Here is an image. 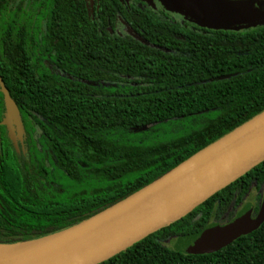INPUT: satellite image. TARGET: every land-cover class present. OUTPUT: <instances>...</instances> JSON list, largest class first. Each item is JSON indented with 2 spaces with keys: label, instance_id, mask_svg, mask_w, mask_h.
<instances>
[{
  "label": "trees",
  "instance_id": "obj_1",
  "mask_svg": "<svg viewBox=\"0 0 264 264\" xmlns=\"http://www.w3.org/2000/svg\"><path fill=\"white\" fill-rule=\"evenodd\" d=\"M4 1L0 76L20 109L25 137L17 151L0 126V247L38 240L99 214L264 111V25L201 27L185 39L160 40L169 52L116 43L96 30V53L85 44L82 55L84 79L91 83L74 80L85 89L96 82L95 104L66 97L71 80L49 69L29 32L18 39L15 10L3 11ZM64 1L51 0L58 41H52L53 61L61 59L64 32L73 33ZM26 21L31 25L32 18ZM169 24L155 21L150 42L159 43L162 32L170 35ZM94 39L83 31L84 41ZM5 111L0 89V121ZM263 182L264 161L99 264H264V215L210 252L187 254L170 243L199 233L225 212L232 217L249 188Z\"/></svg>",
  "mask_w": 264,
  "mask_h": 264
},
{
  "label": "water",
  "instance_id": "obj_2",
  "mask_svg": "<svg viewBox=\"0 0 264 264\" xmlns=\"http://www.w3.org/2000/svg\"><path fill=\"white\" fill-rule=\"evenodd\" d=\"M159 1L200 27L239 31L264 25V0ZM0 89L6 108L0 126L7 127L20 151L18 142L23 143L25 136L23 118L1 76ZM262 161L264 111L99 214L44 238L0 247V264H99L182 218ZM243 212L224 226L211 224L197 234L177 238L175 248L201 254L231 242L261 221L264 203L255 218L250 210Z\"/></svg>",
  "mask_w": 264,
  "mask_h": 264
},
{
  "label": "flooded vegetation",
  "instance_id": "obj_3",
  "mask_svg": "<svg viewBox=\"0 0 264 264\" xmlns=\"http://www.w3.org/2000/svg\"><path fill=\"white\" fill-rule=\"evenodd\" d=\"M2 3V9L6 13L15 10L14 18L15 25L18 27L16 28L18 39L23 38L29 32L33 50L36 48L38 54L45 52L44 62L49 69L52 72L59 73L65 79L71 80L73 86L67 88L66 97L77 95L78 98H86L87 101H92L95 104L96 82H92L95 86L93 89H85L80 84L75 86L74 80H79L81 83H91V81H85L84 79L85 70L82 55L85 51V44L93 46V51L96 53V30L106 36L115 38L116 43H126L128 46L133 44L152 45L164 52H169L170 49L165 47L160 40L185 39L190 35V32L202 29L197 24L185 19L181 14L167 10L159 0H65L64 5L69 12L66 17V24H69V27L73 29V33L66 35V32H64L65 35L60 41L61 59L53 61L51 59L52 41L56 36L53 33L50 13L51 0H5ZM10 8L13 9L10 10ZM27 17L32 18L31 25L27 24ZM155 21L170 23L168 26L171 34L165 37L163 32L160 33L161 35L155 38L159 40V43H151L149 40L155 37L152 28ZM171 26H173V29ZM84 30L90 31L95 39L84 41ZM118 38L125 40H119ZM53 42L58 43L56 40ZM104 43L111 44L109 41ZM128 77L131 78V76ZM18 145L19 148H23L24 141L23 143L19 141ZM253 188L258 190L255 197L256 202L254 203L248 201ZM263 203L264 182L261 185L254 184L249 188L244 201L235 209L232 217H230V211L225 212L224 215L212 220L210 225L224 226L228 224L245 207L251 211L252 218H255ZM258 205L259 209L256 210Z\"/></svg>",
  "mask_w": 264,
  "mask_h": 264
},
{
  "label": "rangeland",
  "instance_id": "obj_4",
  "mask_svg": "<svg viewBox=\"0 0 264 264\" xmlns=\"http://www.w3.org/2000/svg\"><path fill=\"white\" fill-rule=\"evenodd\" d=\"M257 192H258V190L257 189H255V188H253L252 189V191L250 192V194H249V197H248V201H252L253 203L254 202H256V195H257ZM244 209V208H243ZM241 209V211L238 213V215H241L242 214V212L244 211V210H246V209ZM244 213V212H243ZM177 240V239H176ZM176 240H172L170 243H175L176 242Z\"/></svg>",
  "mask_w": 264,
  "mask_h": 264
}]
</instances>
